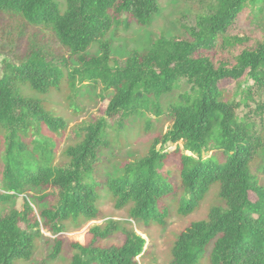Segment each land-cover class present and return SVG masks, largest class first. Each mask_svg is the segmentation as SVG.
I'll return each mask as SVG.
<instances>
[{
	"label": "trees",
	"instance_id": "16d2710c",
	"mask_svg": "<svg viewBox=\"0 0 264 264\" xmlns=\"http://www.w3.org/2000/svg\"><path fill=\"white\" fill-rule=\"evenodd\" d=\"M204 6L196 26L183 27L187 38L162 34L149 52L135 50L121 66L112 60L109 34L132 22L149 27L161 13L159 0H0L1 12L50 29L70 52L56 63L33 49L0 75V205L26 189L55 188L59 203L42 217L53 232L61 233L67 223L79 226L99 219L105 187L117 209L129 208L132 218L163 226L168 208L161 207V200L181 194L179 212L187 216L218 187L222 205L178 237L171 264H200L212 242L211 264H264V186L252 172V165L260 162L264 174V41L255 45L249 37L230 34L245 13L248 22L264 24V0H205ZM93 46L99 56L89 55ZM202 51L216 55H199ZM71 62L78 65L72 72ZM229 79L237 84L232 96L220 89ZM65 80L67 102L76 112L82 110L79 99L86 87H101L111 100L105 117L76 132L77 143L64 152L68 163L58 166L56 143L41 132L43 126L56 135L67 129L66 120L49 112L44 99L62 91ZM184 82L190 89L180 93ZM24 87L32 96L24 95ZM164 99H170L169 131L153 141L145 157L126 163L103 183L96 180L99 152L111 128L108 119L125 122L152 112L160 117ZM242 107L249 110L244 117L238 114ZM180 143L184 153L180 147L175 152L180 160L176 184L161 171L171 156L167 146ZM212 151L216 155L206 158ZM24 200L22 210L0 216V264L30 262L42 237L32 205ZM118 231L126 237L123 246L95 245ZM91 233L95 243L74 245L71 264H138L147 246L142 237L114 222ZM62 247L58 241L52 258Z\"/></svg>",
	"mask_w": 264,
	"mask_h": 264
},
{
	"label": "rangeland",
	"instance_id": "374dc122",
	"mask_svg": "<svg viewBox=\"0 0 264 264\" xmlns=\"http://www.w3.org/2000/svg\"><path fill=\"white\" fill-rule=\"evenodd\" d=\"M61 4L64 0H58ZM205 0H159L161 13L153 20L149 27H141L136 22H132L130 27L119 26L114 28L109 34L111 42L112 60L119 62L123 66L133 51L140 53L149 52L152 43L162 34L168 37L187 38L183 27L192 28L196 26L198 16L203 12ZM249 13L240 15L236 20L230 34L233 36H246L257 45L264 41V24L248 22ZM41 50L51 62H58L61 59L69 58V50L63 47L56 39L54 33L44 26H32L27 24L22 18L0 11V75H4L10 64H20L32 50ZM100 52L97 46H93L89 55L96 57ZM202 56H215V52H200ZM78 67L72 63L68 70L72 72ZM242 84H246L243 79ZM180 93L190 89L184 82ZM80 86V85H79ZM236 82L225 80L221 83L220 89L234 95ZM89 87V86H88ZM25 96H32V93L23 88ZM69 94L66 80L63 82L62 91L53 92L46 98V106L49 112L56 113L65 119L67 129L59 135L53 134L46 126H43L42 136L52 138L56 143L54 164L58 166L66 165L68 160L64 157L66 149L77 143L76 132L85 123H96L105 117L111 95L104 97L101 87L96 90L87 88L83 90L79 99L82 110L76 112L67 102ZM176 95V94H174ZM230 98V97H229ZM170 99L163 100V111L165 114L156 117L154 113L143 117L131 118L123 122L119 117L108 119L111 125L107 130V145L99 152V161L96 165L94 177L99 182H104L109 175L119 172L120 168L128 162L145 157L152 146L153 141L166 134L172 126L171 117L168 115L167 105ZM248 109L241 108L238 114L242 117L248 113ZM32 140V139H31ZM27 142H30L27 141ZM167 151L170 157L165 162L161 171L164 175L171 176V182L179 184V155H175L177 148L183 152V144H169ZM160 149V147H159ZM190 155V153H187ZM216 155L212 151L206 155L210 158ZM1 158V154H0ZM0 179L2 172V162L0 161ZM252 172L264 186V174L260 171V162L252 165ZM26 193L11 202L0 205V216L9 214L12 210H22L27 198L33 208V221L40 223L42 237L37 241L35 254L30 262L19 261L15 264H71L75 250L74 245L81 244L85 247L91 246L94 241L93 228H105L110 222H114L119 228L136 233L146 240L147 246L142 256L137 258L138 264H171L173 261L172 250L178 237L186 231L193 223L205 220L209 211L214 206L222 205L218 198V187L205 197L198 209L192 214L184 216L179 212L181 194H174L166 200H161L160 205L168 208L165 218V225H160L155 221L145 224L136 220L130 215V209L119 210L115 207V202L102 187L98 208L100 217L98 220L81 224L67 223L66 231L61 233L53 232L46 224L42 213L55 210L59 203V190L49 187L46 189H26ZM251 200L256 201V196L251 194ZM25 226V225H24ZM58 241L63 243L60 255L54 259L52 255ZM126 237L123 232L113 233L108 239L99 240L95 245L102 248L121 247L124 245ZM214 247V242L207 248L205 257L200 264H211L210 256Z\"/></svg>",
	"mask_w": 264,
	"mask_h": 264
}]
</instances>
